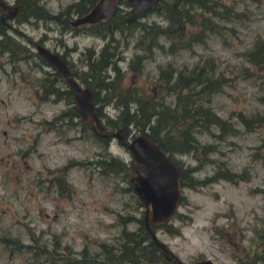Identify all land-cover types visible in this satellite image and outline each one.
<instances>
[{
	"label": "rangeland",
	"instance_id": "obj_1",
	"mask_svg": "<svg viewBox=\"0 0 264 264\" xmlns=\"http://www.w3.org/2000/svg\"><path fill=\"white\" fill-rule=\"evenodd\" d=\"M38 1L45 14H57L73 0ZM228 1H237V8L247 14L234 22L233 29L221 35L211 33L206 42L194 43L192 48L178 52L157 48L145 58L138 75L126 70L124 83L153 91L157 64L167 60L191 66L211 57L218 68L231 74L242 64L241 50L256 34L264 33V0ZM125 6L128 8V4ZM75 15L73 12L72 17ZM144 17L161 20L155 13ZM10 22L15 26L10 31L17 38L28 44L30 39L40 40L64 52L68 61L79 68L85 67L82 51L87 46L98 49L104 40L99 35L63 26L62 16ZM134 49L133 40L122 49L123 57L118 60L122 68ZM34 59L38 61L35 56ZM0 60V264H61L62 255L69 248L79 255L83 247L91 252L99 250L100 242L117 244V211L139 216L142 210L130 192L121 189L120 185L127 182L119 175L101 173L88 161L103 148L88 131L82 134L79 126L59 124L60 119L53 125L46 122L68 104L65 99L39 98L40 89L34 83L43 72L39 66L30 67L19 61L18 69L13 70L4 55H0ZM43 68L52 67L43 63ZM235 76L212 95L209 103L236 130L222 133L218 126L211 125L209 130L196 133L202 143L197 152L175 154L186 170V181L195 182L220 167L242 176L236 181L219 177L182 185L179 203L168 220L177 231L158 226L156 232L185 260L210 257L219 264H233V253L238 254L242 245L256 249L257 230L264 225V123L248 129L237 115L239 111L263 110L264 104L257 98L261 91L258 80L245 73ZM102 108L110 116L117 111L111 103ZM208 144L213 149L203 151ZM109 150L125 160L131 157L116 136H112ZM71 160L81 162L69 163ZM68 163L66 179L70 185L61 188L55 176L58 168ZM196 164L199 166L190 171V166ZM135 226L134 221L127 223L128 228Z\"/></svg>",
	"mask_w": 264,
	"mask_h": 264
},
{
	"label": "trees",
	"instance_id": "obj_2",
	"mask_svg": "<svg viewBox=\"0 0 264 264\" xmlns=\"http://www.w3.org/2000/svg\"><path fill=\"white\" fill-rule=\"evenodd\" d=\"M95 1L73 0L62 7L58 12L62 15H58L52 12L45 14L43 5L38 0H15L14 4L18 8L9 22L12 19L20 22L31 18L49 19L62 16L63 26L101 36L104 40L98 49L87 46L82 51L85 67L74 66V62L68 61L64 52L60 54L68 62L71 73L91 88L96 111L105 117V130L121 126L126 133L132 130L143 131L154 138L178 165L181 185H192L196 182L200 184L219 177L236 181L242 177L240 172L220 167L211 175L197 178L195 182L186 181V170L179 165L175 154L197 152L202 143L198 141L196 133L209 130L211 125L218 126L222 133L236 130V126L217 114L209 103L215 92L231 82L233 75L245 73V76L258 80L261 91L257 98L264 104V33L256 34L241 50L242 64L235 70L232 69L231 74L218 68L211 57L197 60L191 66L183 63L177 65L167 60L157 64L154 90L146 91L139 85L124 83L126 70L134 76L138 75L142 71L145 58L152 56L157 48L173 53L180 49L192 48L194 43L206 42L211 33L221 35L224 31L233 29L234 22L243 20L247 14L237 8V1L228 0H158L152 7L138 12L130 11L125 6L126 0H116L113 12L101 19L70 23L69 18H72L73 12L81 14ZM150 13L161 16V20L144 17ZM10 28L0 18V55L5 56V61L14 67L13 70L18 69L19 61L27 62L30 67L39 66L43 72L34 82L35 87L40 89L39 98L65 99L68 104L46 122L53 125L54 121L60 119L59 124L79 126L78 130L82 134L88 131L103 147L97 151L93 160L88 161H92L103 174L119 175L127 182L120 185L121 189L129 191L133 201L142 206L128 179L136 167L131 159L125 160L109 150L112 136H100L89 128L88 122L81 119L74 109L72 88L63 82L59 72L53 67L43 68V63L47 62L35 51L32 42H23L12 34ZM121 38L123 42L120 41ZM131 40L135 49L126 67L122 68L118 60L123 57L122 49L128 46ZM2 63L0 60V67ZM108 103L117 109L114 116L108 115L102 108ZM237 115L248 129H254L264 123V109L252 110L249 113L239 111ZM262 141L264 142V138ZM210 149L213 148L208 144L203 151L208 152ZM79 162L81 160H71L69 163ZM69 163L60 166L55 176L61 188L70 185L66 179ZM198 166L199 164L192 165L189 170L193 172ZM261 190L264 191V188ZM130 221H134L136 226L128 228L127 223ZM116 222L120 224L117 244L100 242L99 250L91 252L83 247L79 255L69 248L68 252L62 255L61 264H172L171 260L164 258L153 242L144 223L143 208L139 216L117 211ZM151 226L155 229L160 226L167 231H177L168 221L158 225L151 223ZM256 237V249L250 250L242 245L238 254L233 253V264H264V225L257 230Z\"/></svg>",
	"mask_w": 264,
	"mask_h": 264
},
{
	"label": "water",
	"instance_id": "obj_3",
	"mask_svg": "<svg viewBox=\"0 0 264 264\" xmlns=\"http://www.w3.org/2000/svg\"><path fill=\"white\" fill-rule=\"evenodd\" d=\"M132 12L146 10L158 0H126ZM116 0H96L85 12L69 18L71 24L97 21L113 12ZM18 6L7 0H0V18L11 28L14 24L9 19L14 16ZM35 51L41 55L48 65L59 72L63 82L72 88L74 109L81 119L100 136H116L130 151V159L136 166L128 179L143 208V218L153 242L162 252L164 258L172 264H219L210 257L185 260L179 257L160 238L153 224H161L169 220L176 210L182 195L180 169L160 144L143 131L125 132L121 126L113 130H105L104 119L96 111L92 90L71 73L68 62L60 54L36 39H30Z\"/></svg>",
	"mask_w": 264,
	"mask_h": 264
},
{
	"label": "flooded vegetation",
	"instance_id": "obj_4",
	"mask_svg": "<svg viewBox=\"0 0 264 264\" xmlns=\"http://www.w3.org/2000/svg\"><path fill=\"white\" fill-rule=\"evenodd\" d=\"M135 168H136V167H134V169H133V170H135Z\"/></svg>",
	"mask_w": 264,
	"mask_h": 264
}]
</instances>
